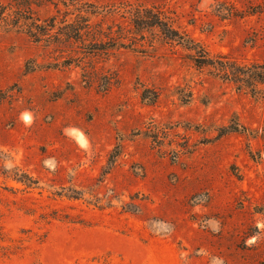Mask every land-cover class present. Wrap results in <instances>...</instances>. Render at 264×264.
Instances as JSON below:
<instances>
[{"label":"rangeland","instance_id":"1","mask_svg":"<svg viewBox=\"0 0 264 264\" xmlns=\"http://www.w3.org/2000/svg\"><path fill=\"white\" fill-rule=\"evenodd\" d=\"M227 61L264 64V0H0V264H264Z\"/></svg>","mask_w":264,"mask_h":264},{"label":"trees","instance_id":"2","mask_svg":"<svg viewBox=\"0 0 264 264\" xmlns=\"http://www.w3.org/2000/svg\"><path fill=\"white\" fill-rule=\"evenodd\" d=\"M180 43L185 45V47H190L191 45L189 43H193V41L188 39V42H181L180 38ZM206 56H208V54H206ZM200 59L201 58H199V62H197L198 67L208 65L216 66L214 60H208L210 59L209 57H205L201 61ZM220 72L222 73L221 77L224 80L234 83L239 89H254L257 85L264 83V64H255L247 67L236 66V64L227 61L226 63L222 64Z\"/></svg>","mask_w":264,"mask_h":264}]
</instances>
